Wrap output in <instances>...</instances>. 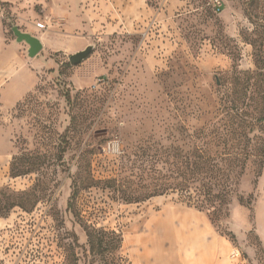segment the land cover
Instances as JSON below:
<instances>
[{
	"label": "rangeland",
	"instance_id": "obj_1",
	"mask_svg": "<svg viewBox=\"0 0 264 264\" xmlns=\"http://www.w3.org/2000/svg\"><path fill=\"white\" fill-rule=\"evenodd\" d=\"M214 1L0 0V191L31 193L0 217V264H99L84 226L120 233L128 264L192 252L156 223L205 240L207 229L228 260L236 249L243 264H264V0H220V11ZM14 26L40 40L34 58ZM200 147L252 149L218 217L178 193L126 205L103 189L154 154L159 169L186 153L197 162ZM11 164L32 172L12 177Z\"/></svg>",
	"mask_w": 264,
	"mask_h": 264
},
{
	"label": "trees",
	"instance_id": "obj_2",
	"mask_svg": "<svg viewBox=\"0 0 264 264\" xmlns=\"http://www.w3.org/2000/svg\"><path fill=\"white\" fill-rule=\"evenodd\" d=\"M69 99V98H67ZM66 132L62 134V143H66ZM250 133V132H249ZM247 142L250 140L245 137ZM251 151L241 153L238 149L223 148L222 152L210 154L207 149L200 147L196 149L197 162H191L188 153L184 154L181 161L165 162L166 169H159L156 154L150 157V160H140L136 167L137 174L129 176H120L118 178L106 179L102 183L103 189L108 190L114 201L122 204H139L148 199L161 196L168 193H178L183 196L187 203L199 211H210L215 217L225 213L229 206V197L238 185V179L245 169V161L238 160L243 156L248 158ZM60 156L66 152V147L59 150ZM175 156V155H174ZM173 156V157H174ZM149 157V156H147ZM220 158H230L229 160H215ZM125 166V165H124ZM122 165L121 167L124 168ZM259 170L263 164L258 165ZM10 172L12 177L26 175L31 170H18L14 164H11ZM146 175L150 179V184H143ZM95 181L82 180L83 189L93 187ZM73 192L68 201V208H71V201L78 193L76 180L72 181ZM29 192H22L19 195H6L0 191V217L15 207L25 209V203L20 199L30 196ZM4 198V199H2ZM19 201H16L18 200ZM239 204L242 199L238 198ZM88 252L90 255L99 258V264H128L121 255L122 237L120 233L106 231L104 229H95L90 226H84Z\"/></svg>",
	"mask_w": 264,
	"mask_h": 264
},
{
	"label": "crops",
	"instance_id": "obj_3",
	"mask_svg": "<svg viewBox=\"0 0 264 264\" xmlns=\"http://www.w3.org/2000/svg\"><path fill=\"white\" fill-rule=\"evenodd\" d=\"M172 224L168 223H156L154 225L156 231L162 232V235L168 234L171 235V239H173L174 242L178 241V238H175V236H179L182 240V245H190V242L192 246L190 247L191 253L185 254L182 256H173L171 255H165L162 253V259L165 260L167 258L168 262L171 259H174L169 264H243L244 261L240 260V256L234 259L227 258L228 255V246L226 245L224 240H219L218 237H214L210 234V231L205 229L204 233L205 235H208V239L205 240L202 239L201 233H195L193 235L190 234L189 237H185L183 234V229L173 228L171 226ZM170 232V233H169ZM142 243V241H140ZM232 249L229 253V256L231 255ZM163 252V251H162ZM145 259L147 261V264H149L150 259V253L146 252Z\"/></svg>",
	"mask_w": 264,
	"mask_h": 264
},
{
	"label": "water",
	"instance_id": "obj_4",
	"mask_svg": "<svg viewBox=\"0 0 264 264\" xmlns=\"http://www.w3.org/2000/svg\"><path fill=\"white\" fill-rule=\"evenodd\" d=\"M11 32L15 38L16 43H24L28 46L27 56L34 58L41 50L42 44L39 39L30 34L21 32L16 26L11 28ZM92 47L88 46L83 51L77 52L69 57V62L72 66H77L85 61L91 54Z\"/></svg>",
	"mask_w": 264,
	"mask_h": 264
},
{
	"label": "built area",
	"instance_id": "obj_5",
	"mask_svg": "<svg viewBox=\"0 0 264 264\" xmlns=\"http://www.w3.org/2000/svg\"><path fill=\"white\" fill-rule=\"evenodd\" d=\"M213 6L215 7L216 11H220L222 9V2L220 0H215L213 2ZM104 83V80L103 79H98L96 81V83L94 84V86L96 85H100V84H103ZM239 256V251L234 249L230 255V258L231 259H234V258H237Z\"/></svg>",
	"mask_w": 264,
	"mask_h": 264
},
{
	"label": "clouds",
	"instance_id": "obj_6",
	"mask_svg": "<svg viewBox=\"0 0 264 264\" xmlns=\"http://www.w3.org/2000/svg\"><path fill=\"white\" fill-rule=\"evenodd\" d=\"M113 143H117V142H113ZM113 152H114V154H118V149H113Z\"/></svg>",
	"mask_w": 264,
	"mask_h": 264
}]
</instances>
